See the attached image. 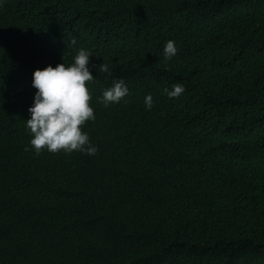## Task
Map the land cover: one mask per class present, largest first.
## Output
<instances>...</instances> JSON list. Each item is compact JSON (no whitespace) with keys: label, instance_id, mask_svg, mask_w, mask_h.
I'll return each instance as SVG.
<instances>
[{"label":"trees","instance_id":"trees-1","mask_svg":"<svg viewBox=\"0 0 264 264\" xmlns=\"http://www.w3.org/2000/svg\"><path fill=\"white\" fill-rule=\"evenodd\" d=\"M80 48L97 151L36 153L32 72ZM0 264H264V0H0Z\"/></svg>","mask_w":264,"mask_h":264},{"label":"clouds","instance_id":"clouds-1","mask_svg":"<svg viewBox=\"0 0 264 264\" xmlns=\"http://www.w3.org/2000/svg\"><path fill=\"white\" fill-rule=\"evenodd\" d=\"M176 52L175 42L167 40L163 47L164 57L171 58ZM90 55L92 53L87 49L80 48L71 63H57L54 67L49 64L33 70L31 85L35 92L27 109L29 117L24 122L30 135L29 145L36 153L42 149L65 153L76 150L88 155L96 153V146L81 128L85 121L95 119L89 104L91 94L86 86V82L94 79L89 68ZM100 70L109 72L106 65ZM183 90V85L176 83L171 90L165 88L163 91L168 97H176ZM128 91L123 78H114L112 85L103 89L97 100L108 106L120 102ZM152 104V95L145 94V107L151 108Z\"/></svg>","mask_w":264,"mask_h":264}]
</instances>
